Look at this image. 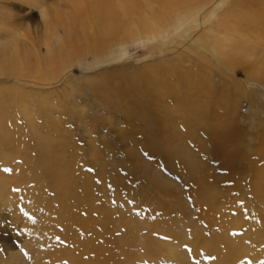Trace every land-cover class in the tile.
Listing matches in <instances>:
<instances>
[{
  "label": "bare ground",
  "instance_id": "obj_1",
  "mask_svg": "<svg viewBox=\"0 0 264 264\" xmlns=\"http://www.w3.org/2000/svg\"><path fill=\"white\" fill-rule=\"evenodd\" d=\"M70 2L72 5L71 6L72 10H67L65 11V13L61 12L60 10L46 11L47 10L46 6H44L45 8L44 9L43 6L41 5V7H39V11L43 22V28L42 30L40 29L41 30L40 33L39 32L37 33L38 31L37 30L36 31L37 34L28 32V37L26 40L17 41L15 40V38H13L12 35L10 36L6 34L7 31L6 32H2L3 30L0 31V101L2 100L0 104L7 103L6 104L7 106L0 105V117L4 115L7 111H9V108L11 107L10 105H12L13 103L15 105L18 104L19 106H22L23 104V101L21 103L16 104V99L18 96L13 95L11 97H8L6 95L4 97L3 95H1L3 90L8 91L10 94L17 92L19 95L26 91L32 92V90L34 89H37V91L39 89V91L45 93V91L41 90L42 86L48 85L50 87H53L55 85L63 83V85H66L64 91L62 92V94L65 95L63 97L64 102L66 101L69 108L75 111V113H73L74 116L73 118H75L78 121V124L83 129V132L85 134H88V136L90 137L89 139H91L92 132H94L95 130V127L91 125V119L89 118H92V120H94L96 114L99 118L103 120V122L112 124L113 132H115L121 140L128 139L130 134L128 136L126 126H121L122 121L118 123V120L116 119V117L120 115L124 118L125 124L127 125H130L132 123L131 124L132 126H137L136 124L139 123L138 127H135L134 135H132L133 136L132 141L133 138L135 140L133 141V148L135 149L137 148L138 141L136 140L139 139L134 136L141 135V137H143V140L139 139V143L140 141L144 143V147L150 152L149 156L153 157V159L155 158L160 159V162L161 160L166 162L167 170L170 173H174V174L179 173L183 177V180L185 182L188 183L193 182L194 184L196 183L195 186L198 184L200 186L198 188H202L204 191L203 193H201L202 195L200 193L199 194L200 197L204 198L202 199L203 202L206 201L205 206L209 200L207 204L209 205V207L212 208V205L213 206L216 205L215 210L213 209L215 213L220 212V214H222V217H224L223 213L226 212L227 207L230 209V206H228L229 202L233 201L235 203L236 200L237 201L243 200L245 202L247 206L246 210H248L249 213L248 215L246 214L248 218L244 219V217L241 216V217H237L236 220H232L233 223H237V225H241V226L247 225V227L249 228L247 230L246 235L242 236L241 242H237V241L228 242L226 241L227 238L226 235H216L215 237H212L208 240V237H205L204 235L205 227L201 229L197 224H195L194 220L196 222L198 221L196 219L193 220L194 211L190 208V205H188V203L186 202L187 203L186 206L187 208L189 207L188 209L191 214L190 220L193 223L192 232L194 231L195 228V229H200L198 230V232L201 233L199 234L197 230H195L193 234L195 235V238H191L190 236L187 235L188 238L190 237L189 239H193V243L197 248L199 247V245H203L206 246V248H209L211 251H215V249L216 250L218 249L217 246L220 245L219 244L220 242H226V244L228 243L229 254L227 253L228 252L227 251L225 255L226 254L227 256L229 255L228 257L231 259L236 256H240L238 255V253L242 250H245L242 249L244 248L242 244L244 240H246V237L249 236V238H251L250 236L253 235L256 240H260L264 242V0H70ZM52 7H54V5ZM3 8L4 6L2 7V9ZM2 9L0 7V10ZM60 29L62 30L60 31ZM15 31L16 30L12 28V31L10 32L13 35H15ZM181 35H185V36L181 37ZM177 37H181V38L178 39L175 43L174 41L176 40ZM143 39H147V40L158 39L161 42V45L166 46L173 52L172 53L173 57L171 58L172 64L170 68L163 69L162 67H160L161 69L156 71V78H153L154 80L151 79L153 76H150L149 74L150 72H148V74L144 73V79L151 80V83L148 86L142 87V86L130 85L132 86V89L130 86L129 87L133 92L135 91L137 94L142 96L134 100L129 99L131 100L130 102L132 103V105L130 103L128 105V103L125 102L124 100H122L121 103L116 99H110V100L108 99L106 103H104V105L100 103L101 105H97L94 108L95 110L94 112H96L94 117L90 115L88 112L84 111V109L79 111L78 108L84 107V104L86 102L84 101L83 106H81L80 103L76 101V98L78 97V95H80L81 89L82 91L84 90V92L86 90L81 88V84H78V81L80 80V82L83 83L82 81L87 77L88 71L90 73L91 69L97 68L103 63L114 59L119 55V53H123L125 51V45L128 42L131 41L140 42ZM170 47L173 49H171ZM74 66H80L86 69L87 73L83 72L85 74L84 77L73 78L74 80H72V77L69 78L67 77L66 79L68 70H72ZM169 73L172 76L168 75ZM240 74L243 76H239ZM89 77L90 75H88L87 80ZM100 77H104V76H100ZM172 77L174 78V81H172L173 80L171 79ZM93 79L94 80L97 79V81H100L98 80V77H94ZM92 82L94 85V81ZM97 85L98 84L96 83L95 86ZM67 87L69 88V91L72 90L71 94L67 91ZM127 87L128 86H125L124 88ZM145 88L148 89V93L151 94V98L147 97L148 99L142 101L144 95L141 92L143 91L145 94L146 91V90L144 91ZM94 89H96L97 92H100L96 87ZM94 89H90V90H94ZM113 91L116 92L118 90L115 89ZM136 93L135 96L137 95ZM118 98L119 96L117 97V99ZM17 100L19 101V99ZM81 100L83 101V99ZM86 104L88 105V103ZM134 105H138V106L135 107ZM106 106H112L111 109L113 113L111 112L110 115L112 117L111 118L112 120L104 117L106 114L105 109L107 110ZM35 107H37V109L39 110L40 117L44 119V122L52 121L54 123L56 127H54L55 129L52 131H55L57 133L59 132L62 134V131H60L61 127L55 121L56 118L52 115L53 112H51V110L54 109V106L48 104L45 105L43 101H41V103H39ZM61 107H62L61 108L62 111L64 109L63 102ZM151 110H153L154 112L150 114ZM114 114L116 116H114ZM106 116L108 117L109 115L106 114ZM123 118L120 117L119 120L121 119L123 120ZM31 119L34 120V118ZM7 121L10 122V119L0 120L1 144L4 142H6L7 144L10 143L9 139H5L7 132L6 130L8 129L6 128L8 124ZM16 123H18L17 120ZM31 125H32L31 127L37 128L35 121L31 122ZM38 134H39L38 138L36 139H39V141H41L40 142V144L42 145L41 148L44 150L41 153L39 152L40 158L45 160L47 155L48 156L53 155L52 148L53 146H55L54 145L55 143L53 142L55 141V139L51 140L50 138H46V135L42 133H38ZM122 136L126 138H123ZM61 140H64V136L62 135L61 138L58 139L59 143L63 142ZM117 140L118 139H116V141ZM187 140L189 144L195 145L194 149L191 148L188 145V143H186ZM65 141L61 145V151H64L66 149L70 150L73 149L74 147L75 149H77L78 146L72 144V142L69 141V139L67 140L65 139ZM90 141L93 140H89V143ZM124 142H129V141L127 140ZM43 143H46L44 144L45 146H43ZM107 144L109 148H112V144H110L109 142H107ZM142 146L143 144L141 145V147ZM93 148L95 149L96 147ZM139 149L141 150V148ZM66 151L65 152L68 154L69 153L68 150ZM90 151L93 150L89 149V152ZM62 155L63 154L58 153L56 155L57 159L61 160ZM142 155L145 156L144 153ZM134 156L136 158V164H137L136 168L144 172L146 176L148 175L147 180L153 184L154 189L159 191V195H161L160 192L162 191H167V193L176 190L181 191V187L177 182H175V178H172L175 175L170 174L172 177L169 176V172L167 174L166 173L167 170L165 171V168H161L162 166L160 167V165H158L159 164L158 161H157L158 164L155 163L154 161H153L154 163L151 162L148 163V161H145L146 163L150 164V166H146L143 164V160L140 159V157L137 156V154ZM71 159H73V157ZM42 161L39 159V165L37 167H40L42 171L45 170L44 171L45 175L43 176L44 180L46 179L45 176L49 174V176L52 178V183L49 185L48 179H47V183L44 182V180L42 181V184H47V185L45 187L43 186V190L37 192V194H40V199L43 201L45 198L48 197L47 196L49 195L48 191L49 190L53 191L54 192L53 194L55 195V199L59 200L60 206H62V211L60 210L62 213L59 216V219L61 223L67 226L66 228H67L68 236L74 238L78 237L79 241L81 240L83 243L82 247L83 246L86 247L87 249H89L88 251L90 252H94L95 254H97L99 250L103 251L102 246L96 243L95 239H93V236L100 233L99 229L103 230L102 222L104 218H110V215L109 213L106 212L107 210L102 211V213L101 212H98L97 214L96 212L94 213V211L96 209L98 210L99 208L98 207L99 201L95 199V195H94L95 193V186L93 185L94 179L93 181H91L87 175L86 177L81 178L78 174L75 173L74 164L76 163L78 164L79 160L77 162L70 161L71 164H69L68 162L69 160H63V161H67L68 165L60 164L61 166H64V168L62 169L60 168L59 165L55 163L52 170L49 169L46 170L47 162L46 163L43 162L41 164ZM48 161L51 162V158ZM63 161L60 162L64 163ZM17 165L18 167L20 166L19 164ZM20 168H21L20 170H22V167ZM218 168L225 169L226 171H228V173L227 172L226 173L229 175H224L222 176V178H220L221 176L218 173ZM97 169L99 171V168ZM119 174H121V172ZM35 175L36 174H34V176ZM213 178H215V180ZM224 178L227 179L230 178L231 180H233L234 185L232 187H234L237 190L238 194L237 193L223 194L222 192L218 194H211L212 192H218V189H216L217 183L215 181L219 182ZM5 179H7V177L2 176L0 178V193L2 192V188H5V190L8 189L7 188L8 186L6 185L7 180ZM210 180H212L213 182L210 183ZM242 180L245 181L244 186L242 185V183H240ZM22 183L23 182H21V184L19 185L22 186ZM8 185L12 186L10 184ZM115 185L118 186V184L116 183ZM145 185L150 186L148 185V183ZM195 186L193 185L192 188H195ZM16 188H18V186ZM11 189L12 187L10 188V190ZM44 189H47L48 191ZM245 190H250L251 194H246L247 191ZM7 191L9 192V190ZM226 192L228 191H225V193ZM142 194L143 193H141V196H144ZM213 196L215 198H213ZM105 198H107V196H105ZM105 198L103 197L104 200L108 199ZM212 199H214L213 203H212ZM149 202H151V199ZM155 202H153V204ZM170 203L171 202H169V204ZM153 204L152 205L150 204L149 206L153 207ZM40 205L43 204L40 203ZM101 205L103 206V204ZM161 207L162 206H160V209ZM166 208L167 211L170 212L169 207ZM35 209H37V207ZM153 209L154 208H152L151 210L153 212L157 213V211H159L158 208H157L158 210L156 208H155L156 210ZM164 209L165 208L162 207V210ZM81 211H84L83 212L84 215L81 213ZM215 213H210L209 215L207 212V215L209 216L205 218V219L207 218L209 219L208 222L211 223V226L216 222L215 216L217 214ZM163 214L165 213L163 212ZM143 215L144 213H142V216ZM111 216L115 220L118 218L117 215H116L117 218H114L115 215L111 214ZM204 216H206V214H204ZM217 216H219V213ZM145 221L148 224L154 223V221L153 222H148L149 220H145ZM220 223H223V220L220 221ZM150 225H152L153 227V224ZM202 225L200 226L202 227ZM223 226L225 227L226 230H230L229 229L230 227H227L228 226L227 224L226 226L225 225ZM159 227L161 228V226ZM131 228H133V226ZM142 228H144V226H142ZM207 229H209L212 232L215 231L213 230L214 226ZM60 230L62 229L60 228ZM166 230H167L166 233L168 234L170 240L168 242L164 241L165 244H163L164 242H162L161 244L163 245L162 252L166 253L168 260L176 259L177 264H192L187 259L186 253L181 249L180 247L181 244H179V242H182L184 236H180L178 233L174 232L173 230L170 229H166ZM136 231L134 230V232ZM226 233L227 232H225V234ZM128 234L132 235V232H128ZM128 234L125 233L124 236ZM148 234L149 233H146L147 237L152 236L151 234L150 235ZM106 235L107 234H105V236ZM193 235L191 234V236ZM142 236L143 238L146 237L145 234H142ZM139 238L142 237L139 236ZM151 239L149 240L151 241ZM189 239L186 238L184 240H189ZM110 240L111 239H109L108 241ZM128 240L130 239H128L127 236V241ZM134 240H136V238H134ZM249 240L250 239H248V241ZM139 241L141 242V240ZM152 241L153 244L156 246L155 241L154 240ZM189 241L191 242V240ZM212 241H214L215 243L214 242L212 243ZM130 242L131 240L128 243L130 244ZM135 243L136 241L133 244ZM139 243L135 244V248L137 247L136 245ZM147 243H149V241ZM105 244L107 243L105 242ZM118 244H120V241ZM118 244H116V246ZM133 244H130L132 246L130 245L129 246L132 248L134 247ZM158 244L160 243L158 242ZM77 245H75L74 247L75 248L80 247L79 243ZM109 246L107 245L108 248ZM244 246L245 248L247 247L246 245ZM130 247L129 248L127 247V249L129 250ZM137 249L139 248L137 247ZM102 251L100 252L101 254ZM131 251L133 254V250ZM144 251L147 250L145 249ZM126 253H128L127 250ZM245 253L248 252L246 251ZM101 254L100 255L98 254V256H100L99 257L100 259H102L101 256L104 255ZM87 255L90 254H88L87 252ZM127 255L128 254H126V257ZM137 255L139 254L137 253ZM135 256L136 255H134V257ZM141 256L139 255L140 258ZM146 256H142V257L146 258ZM256 256H254V258ZM109 257L112 258L111 255ZM222 257L225 256L222 255L220 258ZM228 257L227 259H229ZM99 258L98 260L100 262ZM2 259L3 258H1V260ZM119 259L117 261H119ZM227 259L223 262L225 263ZM134 260L137 261L136 258ZM134 260H132L131 262H133ZM74 261L77 264L76 262L77 260ZM110 261L112 262V260ZM85 262H88V260H86ZM96 262L98 264V261ZM5 263L6 261L4 262L0 261V264H5ZM93 264L96 263L94 262ZM201 264H207V263L204 262Z\"/></svg>",
  "mask_w": 264,
  "mask_h": 264
},
{
  "label": "rangeland",
  "instance_id": "obj_2",
  "mask_svg": "<svg viewBox=\"0 0 264 264\" xmlns=\"http://www.w3.org/2000/svg\"><path fill=\"white\" fill-rule=\"evenodd\" d=\"M66 1L62 0V2H61V0H5V2H4V0H0L1 9L4 6V8L2 10H0V28H1L0 31H2V30H3L2 32L7 31L6 34H8L10 36L12 35L13 38H15V40H17V41L26 40L28 37V32L35 34L36 31L38 30L37 33L38 32L40 33V31L43 28V22H42L41 14L39 11V7H41V5L43 6V8H44V6H46V9H47L46 11H48V10L49 11L60 10L61 12L65 13V11H67V10H72V7H71L72 5H71L70 0H66ZM48 5H51V6H48ZM53 5H54V7H52ZM50 7H51V9H50ZM59 8H61V9H59ZM23 24H24V27H23ZM26 25H28V26H26ZM39 26H41V27H39ZM9 27H11V28H9ZM12 28L16 30L15 35H13L10 32V31H12ZM28 28H29V30H28ZM61 30L62 29H60V31ZM20 32H21V34H20ZM19 36H20V38H19ZM182 36H185V35H181V37ZM181 37H177L174 42L176 43V41L178 39H180ZM146 40L147 39H143L140 42H132V41L128 42L125 45V51L123 53H119V55L117 57H115L114 59L103 63L102 65H100L97 68L91 69L90 73L88 71L87 77H88V75H90L89 78H90V80L94 81V85H93V82L89 80V78L87 80V77L85 79H83V81H82L83 83H81L80 80L78 81V84H81V88L85 89L86 91L84 92V90L82 91V89H81L80 90L81 93H80V95H78V97H77L78 99L76 98V101L78 103H80L81 106H83L84 101L86 103H88V105L85 103L84 107L78 108L79 111L84 109V111L88 112L90 115H92L94 117L95 113H96V112H94L95 111L94 108L97 105H101V104L104 105V103H106V101L108 99L109 100L110 99H116L120 102L122 100H124L125 102L128 103V105H129V103L132 105V103L130 102L131 100H129V99H132V100H134L136 98L138 99V97H140L141 95L137 94L134 91L137 94L135 96V93L131 90L132 86H130V85L142 86V87L148 86L151 83V80L150 79L149 80L144 79V73L148 74V72H150L149 73L150 76H153L151 79H153V78H156V71L160 70L161 69L160 67H162L163 69L164 68H170V66L172 64L171 58L173 57L172 56L173 52L169 48H167L166 46L161 45V42L158 39L147 40V41ZM175 43H173V44H175ZM171 49H173V48H171ZM167 51H169V52H167ZM83 72L87 73V70L80 67V66H74V68H72V70H68L66 79H67V77L68 78L72 77V80H74L73 78L84 77L85 74ZM97 74H98V76H97ZM168 75H170V73ZM100 76H104V77H100ZM170 76H172V75H170ZM239 76H243V75L240 74ZM94 77H98V80H100V81H97V79L94 80L93 79ZM171 79H173L172 81H174L173 77ZM95 82L99 86L98 85L95 86L96 85ZM100 82H101V84H100ZM116 82H118V83H116ZM122 82L125 86H128L127 87L128 90H127V88H124L125 86L122 84ZM91 85L95 86L100 92H97V90L94 89L95 87H93ZM129 86L131 87V89ZM65 87H66V85H63V83H60V84L55 85L53 87L45 85V86L41 87V90L45 91V93H42L41 91H39V89H38V91H37V89H34L36 91H34V90H32V92L26 91V92L22 93L23 95L22 94L19 95L17 92L10 94L6 90L2 91L1 95H3L4 97L6 95L8 97H11L13 95L18 96L17 99H19V101L16 99V104L21 103L22 101H23V104H22V106H19L18 104L15 105L13 103L12 105H10L11 107L9 108V111H7L4 115H2L0 117V120L10 119V122L7 121L8 124H7L6 128H8V129L6 130L7 132H6V136H5V139H9L10 143L7 144L6 142H4V143H2L4 145H2L0 143V178L2 176L7 177V179H5V180H7L6 185L8 186L7 190H9V192H8L7 190H5V188H2V192L0 193L1 194L0 195V257L3 258L2 260L0 258V261L1 262L6 261L5 264H49V263L50 264H69V263L70 264H76L74 260H77L76 261L77 264H80L81 262H83L81 264H93L94 262L97 264L96 261H98V264H101V263L102 264H106V263L107 264H131V263L132 264H134V263L135 264H137V263L138 264L139 263L140 264H177L176 259L175 260H168L166 253L162 252L163 251V248H162L163 245L161 243L164 241L168 242L170 240V238L168 237V234L166 233L167 232L166 229L173 230L174 232L178 233L180 236H184V238L182 239V242H179V244H181V246H180L181 249L186 253L187 259L192 264H201L204 262H206L207 264H221L223 261H225L227 259V257L229 256V255L227 256V254L225 255V253L227 251H228L227 253L229 254L228 243L226 244V242H220L219 243L220 245L218 244L219 245V246H217L218 249L217 250L215 249V251H216L215 252V251H211L209 248H206V246H203V245H199V247L197 248L193 243V239H189L190 237L195 238V235H193L194 231L197 230V232H198V230H200V229L194 228V231L192 232V229H193L192 224L193 223L190 220L191 214H190L189 209H188L189 207L187 208L186 205L188 203V205H190V208L194 211L193 220L196 219L198 221V222H196L194 220L195 224H197L201 229H203L205 227L204 235H205V237H208V240L212 237H215L216 235H226V237H227L226 241H228V242H230V241L241 242L242 236L246 235L247 230L249 228L247 227V225L246 226L237 225V223H233L232 220H236L237 217H241V216H243L244 219L248 218L247 215L249 213H248V210H246L247 206H246L245 202L243 200H241V201L236 200L235 203L233 201H231L232 203L229 202V205L227 204L228 206H230L231 211L227 207L226 212L223 213L224 217H222V214H220V212H218L220 217L217 216L218 213H215V211H214L216 208V205L215 206L212 205V208L209 207V205H207L209 202V200H208V202L205 206L206 201L203 202L202 199H204V198L200 197V194L203 193L204 191L202 188H198V187H200L198 184L195 186L196 183L194 184L193 182L192 183L185 182L183 180V177L179 173L174 174V173H170L167 170L166 162H164L162 160L160 162V159H157V158L153 159V157L149 156L150 152L144 147V143H142L141 141L139 143V139L143 140V137H141V135H137V136L135 135L134 136V137H137L139 139L136 140V141H138L137 148H136L137 150L135 148H133V141H135V140L133 138V141H132V137H133L132 135H134L135 127H138L139 123L136 124L137 126H132L131 125L132 123L130 125H127V124H125L124 118L120 115H118V117H116V119L118 120V123L122 121L121 123L124 125H122L120 123L121 126H126L128 136L130 134V136H129L130 139L128 138V139H123V140L124 141L128 140L129 142H124L123 140H121L119 138V136L115 132H113L112 124H108L107 122H103V120L101 118H99L97 116V114L94 117V120H92V118H89V119H91V125L95 127L94 132H92V137H91V139H89L90 137L88 136V134H85L83 132V129L79 126L78 121L75 118H73L74 117L73 113H75V111L71 110L69 108L66 101L64 102L63 97L65 95L62 94V92L64 91ZM68 87H67V91L71 94L72 90L70 88L71 91H69ZM88 88H89V90H88ZM112 88H114V89H112ZM90 89H94V90H90ZM115 89L118 91H116V92L113 91ZM122 89H125V90H122ZM124 91H126V92H124ZM144 91H145V94L143 91L141 92L144 95L142 101H145V99H148L149 97L151 98V94L148 93V89L145 88ZM33 95H35V96H33ZM44 95H47V96H44ZM118 96H119V98L117 99ZM34 97H35V99H34ZM81 99H83V101ZM6 101H7V99H6ZM41 101H43V103L45 105L48 104V105L54 106V109L51 110V112H53L52 115L56 118L55 121L60 125V127H61L60 131H62V134L59 132L57 133L55 131H52L55 129L54 127H56L52 121L44 122V119H42L40 117L39 110L35 106H37L39 103H41ZM49 101H51V102H49ZM98 101H99V103H98ZM62 102L64 104V109L61 111ZM89 103H91V104H89ZM6 104L7 103L0 104V105L1 106H7ZM86 105H87V107H86ZM33 106H34V109H33ZM134 106L137 107L138 105H134ZM21 107H24V108H21ZM106 107H107V110L105 109V113L109 116L107 117L105 114L104 117L111 119L112 118L110 116L111 112L113 113V111L111 109L112 106H106ZM51 109H52V107H51ZM151 109H152V107H151ZM153 112L154 111L151 110L150 114ZM26 113H28V114H26ZM26 115H27V117H26ZM13 116H14V119H13ZM29 116L31 118H34V120L31 119ZM114 116H116V115L114 114ZM120 117L123 118V120L122 119L119 120ZM28 118H30V119H28ZM71 119H72V121H71ZM16 120L18 121V123H16ZM32 120L35 121L38 129L31 127L32 126L31 122H33ZM40 122H41V125H40ZM89 122H90V120H89ZM19 128H21L22 130ZM33 128L37 129V130H34ZM17 129H18V131H17ZM11 130H12V132H11ZM38 133H42V134L46 135V138H50L51 140L55 139V141H53L55 143L54 144L55 146H53V148H52L53 155H51V156L47 155L45 160L40 158V153L43 152L44 150L41 148V146H42L40 144L41 141H39V139H36V138H38V135H39ZM61 135L64 136V140H61V141L64 142L65 139L66 140L69 139V141H71L72 144H75L76 146H78L77 149H75V147L73 149H70V150L66 149L69 152L68 154L66 153L67 152L66 150L61 151V145L63 144V142L60 141L61 143H59V141H58V139L61 138ZM122 137L126 138L124 136H122ZM116 139H118V140L116 141ZM89 140H93V141H90V143H92V144L89 143ZM107 142L112 144V148L108 147ZM65 143H66V141H65ZM128 143H130V144H128ZM186 143H188V145L194 149L195 145L193 143H192L193 145L189 144L188 140ZM44 144H46V143H43V146H45ZM142 144H143V146L141 147ZM121 145H123V146H121ZM93 147H96L95 148L96 150ZM27 148H29V149H27ZM55 148H56V150H55ZM130 148H132V149H130ZM139 148H141V150ZM89 149H92L93 151L89 152ZM106 149H107V151H106ZM94 150H95V152H94ZM124 151H126V152H124ZM132 152H133V154H132ZM58 153L63 154L65 156L62 155V159L58 160L56 157V155ZM107 153H108V155H107ZM128 153H130V154H128ZM143 153L145 154V156L142 155ZM94 154H95V157H94ZM136 154H137V156L140 157V159L143 160V164L146 166H150V164H148L150 162L151 163H154V162L157 163V161H158L159 164L158 163L157 164L160 165V167L162 166L161 168H165V171L167 170L166 173L168 174V172H169V176L175 175V176H173V177L171 176V177L175 178V182H177L179 184V186L181 187V191L176 190V191H171L168 193H167V191H162V192H160L161 195H159V191L154 189L153 184L147 180L148 175L146 176V174L144 172H142V171H140V169L136 168L137 164H136V158L134 156ZM75 156L79 157V158H76ZM49 157L51 158V162L48 161V160H50ZM72 157H73V159H71ZM24 159H25L26 163L24 162ZM39 159L41 161L43 160L41 162V164L43 162L44 163L47 162L46 163V166H47L46 170H48V169L52 170L55 163L57 165H59L60 168L63 169L64 166H61V165H65V164L68 165V162H69V164H71L70 161L71 162L72 161L77 162L79 160L78 164L76 162H75L76 164H74L75 173L78 174L81 178H84L87 175L91 181H93V179H94V182H93V185L95 186L94 195H95V199L97 201H99L98 202L99 208H98V210L96 209L94 211V213L95 212H96V214L98 212L102 213V211L107 210L106 212L109 213V215H110V218H104V220L102 222L103 223V230L99 229L101 234L99 233V234L93 236V239H95L96 243H98L99 245L102 246L103 251L99 250V252L97 254H95L94 252H90V251H88L89 249H87L86 247H84V246L82 247L83 243L81 240L79 241L78 237L74 238V237L68 236L67 228H66L67 226H65L63 223H61V221L59 219V216L62 213L61 212L62 206H60L59 200L55 199V195L53 194L54 193L53 191H51V190L48 191L47 189H44V190H47L49 192V195H47L48 197L45 198L46 200L44 199L42 201L40 199V194H37V192L40 190H43V186L45 187L47 184H42V181L44 180L43 176L45 175V172H44L45 170L42 171V169L40 167H37L39 165ZM63 160H69V161L67 162V161H63ZM125 160H127L128 163ZM60 161H63L64 163H61ZM145 161H148V163H146ZM114 162H116V163H114ZM21 163H22V165H21ZM17 164H19L20 166L18 167ZM96 164L98 166L100 164V166L98 167ZM103 165H105V166H103ZM108 165L110 168L108 167ZM101 166H103V167H101ZM20 167H22V170H20L21 169ZM80 167H82V168H80ZM18 168H19V170H18ZM97 168H99V171ZM30 169H31V171H30ZM107 170H108V172H107ZM102 171L103 172L105 171V172L103 173ZM32 172H34V173H32ZM120 172L122 175L119 174ZM226 172L228 173V171H226L225 169H222V168L219 169L218 168V173L221 176L220 178H222V176H224V175H229ZM85 173H87V174H85ZM34 174H36V175L34 176ZM47 174H48V172H47ZM114 174H116L117 176ZM167 174H165V175H167ZM45 177H46V179L44 180V182L47 183V179H48L49 185H50L52 183V178L49 176V174L46 175ZM18 178L20 179V181ZM35 179H36V181H35ZM50 179H51V181H50ZM213 179L215 180V178H213ZM224 179H225V181H224ZM224 179H222L219 182L215 181L217 183L216 189H218V192H212L211 194H218L220 192H222L223 194H229V193L230 194H236L237 193V190L234 187H232L234 185L233 180H231L230 178H228V179L224 178ZM17 181H19L20 183ZM21 182H23L22 186L19 185V184H21ZM81 182H82V180H81ZM211 182H213V181L210 180V183ZM115 183L118 184V186L115 185ZM147 183L150 186L145 185ZM218 183H220V184H218ZM240 183H242L243 186L245 185L244 180H242ZM8 184H10L12 186H9ZM98 184H99V186H98ZM193 185L195 186V188H192ZM17 186H18V188H16ZM11 187H12V189L10 190ZM111 187H112V189H111ZM221 187H222V189H221ZM30 188H32V189H30ZM37 188H39V189H37ZM144 188H147V189H144ZM151 189H154V190H151ZM3 190L5 191V193ZM148 190H150V191H148ZM225 191H228V192L225 193ZM245 191H247L246 194H251L250 190H245ZM136 192L137 193L139 192V193L137 194ZM33 193H34V195H33ZM141 193H143L142 195H144V196H141ZM132 194H133V196H132ZM147 195H150L151 197L147 196ZM105 196H107L108 199L105 198ZM103 197L107 200H104ZM148 197L151 199V202H149L150 199ZM49 198L51 199V201ZM156 198H157V201H156ZM213 198H215V197L213 196ZM52 199H53V201H52ZM100 199H103V200H100ZM164 200H165V202H164ZM213 200L214 199H212V203H213ZM100 201H101V203H100ZM158 201H159V203H158ZM183 201H184V203H183ZM16 202H18V203H16ZM50 202H51V204H50ZM153 202H155V203L153 204ZM169 202H171V203L169 204ZM40 203H42L43 205H40ZM195 203H197V204H195ZM101 204H103V206ZM150 204L151 205L153 204V207L149 206ZM29 206H31V207H29ZM160 206H162L165 209L162 210V207L160 209ZM4 207H5V209H4ZM36 207H37V209H35ZM166 207H169L170 212L167 211ZM1 208L3 211L1 210ZM152 208H154L153 210H156L158 208L159 211H157V213L153 212V211H151ZM187 209H188V211H187ZM115 210L118 211L119 213L116 212ZM205 211H206V213H205ZM83 212L84 211H81V213L84 215ZM141 212L144 213L143 216H142ZM150 212H152V213H150ZM163 212L165 214H163ZM201 212L206 214V216H204V214ZM207 212L209 215H210V213L217 214L215 216L216 222L212 225V226H214L213 230H215L213 232L210 231L209 229H207V228L212 227L211 223L208 222L209 219L208 218L205 219L206 217L209 216V215H207ZM153 213H155V214H153ZM197 213L199 216L197 215ZM111 214L115 215L114 218H117V217L118 218L116 220L113 219ZM123 214H124V216H123ZM146 214H149V215H146ZM237 214H238V216H237ZM116 215H117V217H116ZM123 220L125 221V223ZM145 220H149L148 222L154 221V223L148 224ZM222 220H223L224 224L220 223V221H222ZM143 221H145V222H143ZM135 222L137 223L138 226L136 225ZM150 224H153V227ZM222 224L225 226L227 224L228 225L227 227H230L229 228L230 230H226ZM61 225L63 226L64 229L62 228ZM200 225H202V227ZM132 226H133V228H131ZM142 226H144V228H142ZM159 226H161V228ZM189 226H191V227H189ZM60 228L62 230H60ZM148 228H149V230H148ZM129 229H132V230H129ZM44 230H46V231H44ZM65 230H66V232H65ZM125 230H127V231H125ZM134 230L135 231L137 230L138 233H137V231L134 232ZM143 230H145V231H143ZM150 230L151 231L153 230V231L151 232ZM190 231H191V233H190ZM128 232H132V235L131 234L129 235ZM225 232H227V233L225 234ZM125 233L128 235L124 236ZM146 233H149L148 235L151 234L152 236L147 237ZM105 234H107V235L105 236ZM133 234H136V235H133ZM142 234H145L146 237L143 238L144 235L142 236ZM191 234L193 236H191ZM199 234H201V233H199ZM65 235H66V237H65ZM187 235L190 237L188 238ZM127 236H128V239H130L132 242V243L130 242V244H133L135 241H136V243H139L140 242L139 240H141V242L136 245L139 249H137V247L135 248L136 243L133 244L134 247H132V248L130 247L132 245H130L128 243L130 240L127 241ZM129 236H130V238H129ZM139 236H141L142 238H139ZM108 237H110V238H108ZM250 237L251 238H249V236H248V237H246V240H244V242L242 244V246L244 248H242V247L241 248L245 249V250H242V251L239 250L241 253L239 252L238 255H240V256H236V257L231 258V259L228 257L231 260V262L229 259H227V261L225 263L223 262L222 264H227V263L228 264H264V252H263V250H264L263 243L264 242L260 241V240H256L253 235H251ZM252 237H254V238H252ZM106 238L108 240L109 239H111V240L108 241ZM125 238H126V240H125ZM134 238H136V240H134ZM146 238H147V240H146ZM148 238L149 239L152 238L151 241ZM186 238L191 240V242L189 240H184ZM247 238L250 240L248 241ZM112 239L115 241H113ZM152 240L155 241L157 247L153 244ZM119 241H120V244H118ZM122 241H124V242H122ZM146 241L147 242L149 241L150 244L147 243ZM157 241L160 244H158ZM258 241L261 243H259ZM105 242L107 244H105ZM165 242L163 244H165ZM213 242L214 241H212V243ZM75 243H77V244L79 243L80 247L75 248L74 246L77 245ZM116 244H118V245L116 246ZM107 245L108 246L111 245V246H109V248H108ZM120 245H122V246H120ZM159 245H160V248H159ZM215 245H217V244H215ZM244 245H246L247 247L245 248ZM116 247H118V248H116ZM127 247L128 248L130 247V249L128 250ZM249 247L252 249H250ZM120 248H122V249H120ZM124 248L127 250L128 253H126V250ZM83 249H85V250H83ZM143 249L144 250L146 249L147 251H144ZM115 250H116V252H115ZM131 250H133V254H132ZM139 250H141L142 252ZM101 251H102V254L100 253ZM246 251L248 253H245ZM80 252H83L84 254L80 253ZM87 252L90 255H87ZM129 252H131V253H129ZM136 252L140 256L141 255L142 256L147 255V256H146V258L145 257L143 258L142 256L140 258ZM134 253H136V254H134ZM91 254H93V255H91ZM98 254L99 255L104 254L103 256H101V258L104 260L100 259L99 258L100 256H98ZM126 254H128L127 255L128 258L126 257ZM110 255L112 258L109 257ZM134 255H136L137 257L136 256L134 257ZM222 255L225 257L220 258ZM253 255L254 256L257 255V256L254 258ZM84 256H85V258H84ZM119 257L121 260L119 259ZM98 258L100 259V262H99ZM135 258L137 259V261L134 260ZM256 258H258V259H256ZM259 258H260V260H259ZM79 259H81V260H79ZM85 259L88 260V262L89 261L90 262L89 263L85 262L86 261ZM118 259H119V261H117ZM110 260H112V262ZM113 260H114V263H113ZM132 260H134V261L131 262ZM78 261H79V263H78ZM91 261H93V262H91ZM117 262H119V263H117ZM120 262H122V263H120Z\"/></svg>",
  "mask_w": 264,
  "mask_h": 264
}]
</instances>
